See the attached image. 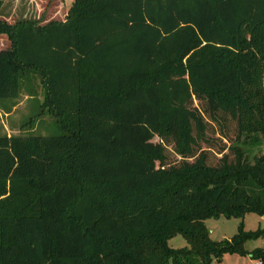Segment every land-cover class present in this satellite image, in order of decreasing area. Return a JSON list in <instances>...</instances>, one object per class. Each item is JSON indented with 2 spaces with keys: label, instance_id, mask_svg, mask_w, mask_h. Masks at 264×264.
Returning <instances> with one entry per match:
<instances>
[{
  "label": "trees",
  "instance_id": "obj_1",
  "mask_svg": "<svg viewBox=\"0 0 264 264\" xmlns=\"http://www.w3.org/2000/svg\"><path fill=\"white\" fill-rule=\"evenodd\" d=\"M65 18L0 19V110L28 82L23 126L58 128L8 135L0 111V264L264 263L245 249L264 230L205 224L264 216V0H74Z\"/></svg>",
  "mask_w": 264,
  "mask_h": 264
},
{
  "label": "rangeland",
  "instance_id": "obj_2",
  "mask_svg": "<svg viewBox=\"0 0 264 264\" xmlns=\"http://www.w3.org/2000/svg\"><path fill=\"white\" fill-rule=\"evenodd\" d=\"M2 2L3 7L0 14L4 17L0 19L12 25L15 22L24 20H32L44 25L51 20L60 22L65 21L67 12L74 0H2ZM9 45L10 42L8 38L4 35H0V48L4 49ZM26 84H28V82H26ZM26 84L23 85L20 96L15 99V106L11 109V112L7 113L2 109L0 110L3 132L8 135H26L29 133H39L42 135L57 134L58 128L54 126V124L51 127L53 118L49 117L47 114L40 117L32 128L30 126H23L24 122L27 121L33 111L31 97L28 96V92L25 90ZM30 84L34 86L35 91L38 92V98L42 100L43 91L40 76L34 74ZM153 141L157 142L158 139L155 137ZM262 152H264V146L256 148L253 151V153L257 154ZM241 222H243L245 231L254 232L257 229L264 230V216H259L255 213L246 215L243 221L239 218L219 217L217 219H207L205 224L210 232V238L213 241H218L232 238L237 233V228ZM168 245L171 248L179 249L186 246L187 243L183 237L175 236L168 240ZM256 248L264 249V237L248 241L245 244V249L249 252L254 251ZM255 262L256 260H251L249 255L226 254L219 264H255Z\"/></svg>",
  "mask_w": 264,
  "mask_h": 264
},
{
  "label": "built area",
  "instance_id": "obj_3",
  "mask_svg": "<svg viewBox=\"0 0 264 264\" xmlns=\"http://www.w3.org/2000/svg\"><path fill=\"white\" fill-rule=\"evenodd\" d=\"M255 264H264V263L261 261H256Z\"/></svg>",
  "mask_w": 264,
  "mask_h": 264
},
{
  "label": "crops",
  "instance_id": "obj_4",
  "mask_svg": "<svg viewBox=\"0 0 264 264\" xmlns=\"http://www.w3.org/2000/svg\"><path fill=\"white\" fill-rule=\"evenodd\" d=\"M2 7H3V5H2ZM2 7H1V9H0V12L2 11ZM3 17H4V16L0 14V18H3ZM5 19H6V18H5Z\"/></svg>",
  "mask_w": 264,
  "mask_h": 264
}]
</instances>
